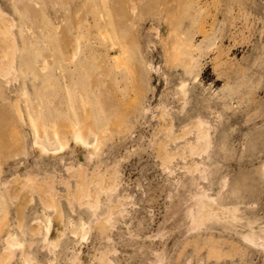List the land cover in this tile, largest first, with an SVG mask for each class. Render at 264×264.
Instances as JSON below:
<instances>
[{
    "label": "rangeland",
    "instance_id": "374dc122",
    "mask_svg": "<svg viewBox=\"0 0 264 264\" xmlns=\"http://www.w3.org/2000/svg\"><path fill=\"white\" fill-rule=\"evenodd\" d=\"M126 1L0 0V264H264V0Z\"/></svg>",
    "mask_w": 264,
    "mask_h": 264
},
{
    "label": "bare ground",
    "instance_id": "6f19581e",
    "mask_svg": "<svg viewBox=\"0 0 264 264\" xmlns=\"http://www.w3.org/2000/svg\"><path fill=\"white\" fill-rule=\"evenodd\" d=\"M131 1V0H130ZM166 1V3H164V6H163V8L161 7L162 6V4L160 3V0H158L157 1V5H156V8H158V12L159 13H162V12H164L165 11V8L164 7H166L167 8V15H166V18H165V22H166V27L168 28V34H167V40L168 41H166V58H168V59H170V60H172V61H176L177 59H178V57L176 56V51L174 50V48L176 47V50L178 49L177 48V46H175L174 48H173V46L175 45H171V43H169L170 42V37H171V34H173V23H174V20L176 19L175 18V12H173V13H170L169 11H171V6L170 5H168V2H167V0H165ZM175 1V0H174ZM179 1H182V0H176L175 1V3L177 4V6L179 5ZM122 2V5H124V7H125V9H127L126 10V12H127V19L128 20H130L132 17H131V13H133V14H135V12L137 13V11L135 10L134 11V8L136 7V4H134L133 3V5L131 6V5H129L128 4V1H126V0H118V3H121ZM131 2H133V1H131ZM114 4H116V2L114 1ZM114 6H116V5H114ZM119 8V7H118ZM119 10H120V8H119ZM175 24V23H174ZM109 35V34H108ZM130 42H131V40L130 39H126V40H124L122 43H121V46H122V49L124 50V52H125V54H127V52L129 51V49H130ZM179 55V54H178ZM119 61V64H125L122 60H118ZM127 68H129L128 66H127ZM31 118L29 117V120H30ZM34 120H33V118H32V120H30V123L32 124V125H34L35 127H36V125H35V122H33ZM37 128V127H36ZM74 132H75V134H74V136H75V139L78 141V142H80V143H82V144H84V145H86V146H88V145H91V146H93L94 148H96V149H98L99 148V146H100V141L99 140H95L93 143H90V142H87L86 140H85V135H84V133H83V130L82 129H79V130H77V129H75L74 130ZM53 134H54V136H56V138L57 139H59V140H61V136H60V133H59V129L57 128V127H55L54 128V130H53ZM41 149L43 150V151H45V152H49V149H48V147H46V146H41ZM51 151V150H50ZM173 154V153H172ZM171 155V154H170ZM169 155V156H170ZM164 156V155H163ZM174 160V159H173ZM78 200V199H77ZM55 208H56V205H55ZM52 223V222H51ZM51 225V224H50ZM84 225V224H83ZM86 226H87V224H86ZM86 226H85V228H86ZM47 227V226H46ZM50 230V229H49ZM81 230H84V228L82 227L81 228ZM48 231V230H47ZM84 232H85V230H84ZM81 234V233H80ZM7 241H8V239H7ZM8 244V243H7ZM19 245V244H18ZM10 248H14L15 249V247H16V245H15V243L14 244H12V243H9V245H8ZM217 255H218V257H220V254L217 252Z\"/></svg>",
    "mask_w": 264,
    "mask_h": 264
}]
</instances>
